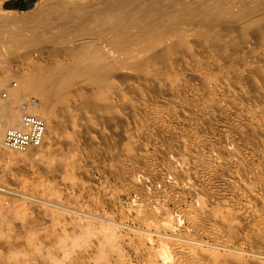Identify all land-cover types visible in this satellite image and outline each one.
<instances>
[{"label":"rangeland","instance_id":"rangeland-1","mask_svg":"<svg viewBox=\"0 0 264 264\" xmlns=\"http://www.w3.org/2000/svg\"><path fill=\"white\" fill-rule=\"evenodd\" d=\"M96 1L0 2L44 35L0 32L3 134L9 100L13 121L43 102L15 95L25 77L85 64L71 48L93 41L116 64L105 81L69 72L41 145L0 135V264H264V0Z\"/></svg>","mask_w":264,"mask_h":264},{"label":"bare ground","instance_id":"bare-ground-1","mask_svg":"<svg viewBox=\"0 0 264 264\" xmlns=\"http://www.w3.org/2000/svg\"><path fill=\"white\" fill-rule=\"evenodd\" d=\"M98 1V0H97ZM96 1V2H97ZM106 1V0H105ZM108 1V0H107ZM112 1V0H111ZM119 1V0H118ZM126 1V0H125ZM128 1V0H127ZM130 1V0H129ZM133 1V0H132ZM136 1V0H135ZM138 1V0H137ZM141 1V0H140ZM140 1H138V3L140 2ZM153 1V0H152ZM164 1V0H163ZM197 1V0H196ZM84 2V1H83ZM82 1L81 2H79V3H83ZM88 2V1H87ZM87 2H85L86 4H87ZM145 2H147V1H145ZM145 2H144V4H145ZM154 2V1H153ZM167 2V1H166ZM175 2H176V0H175ZM174 2V4H176ZM185 2H186V0H185ZM188 2V1H187ZM190 2V1H189ZM195 2V1H194ZM200 2V1H199ZM72 3V2H71ZM94 3V2H93ZM97 3H99V2H97ZM101 3V2H100ZM112 3V2H111ZM110 3V4H111ZM116 3V2H115ZM124 3H126V2H124ZM123 3V4H124ZM128 3V2H127ZM131 3H133V2H130L129 4H131ZM141 3V5H143L142 3L143 2H140ZM155 4H153L154 5V8H155V6H157V4L156 3H158V2H154ZM183 3V2H182ZM182 3H178V1H177V4H179L180 6L181 5H183ZM193 2H191V4H192ZM196 3V2H195ZM56 4V3H55ZM67 4V3H66ZM109 4V3H108ZM114 3H112V5H113ZM117 5H119L118 3H116ZM115 4V5H116ZM128 4V5H129ZM160 4V3H159ZM166 3L164 2V5H165ZM188 4V3H187ZM42 5V4H41ZM81 5H83V4H81ZM114 5V7L113 8H115V10H119V9H117L116 8V6ZM134 6H136L137 4H136V2L133 4ZM133 5H131V6H133ZM163 5V4H162ZM186 5V4H185ZM195 5V4H194ZM51 6V5H50ZM77 6H79V5H77ZM85 6V5H84ZM106 6V5H105ZM122 6V5H121ZM130 6V5H129ZM130 6V8H132ZM133 6V7H134ZM137 6H139V4L137 5ZM146 6V5H145ZM152 6V5H151ZM83 6H81V8H82ZM86 7H87V5H86ZM85 7V8H86ZM89 7V6H88ZM96 7V11L98 10V9H100V7H98L97 8V6H95ZM95 7H93V10L92 11H90L91 9H92V7H91V9L89 10L88 8V10L92 13H94V12H96L95 10H94V8ZM104 6H102V9H106V8H103ZM141 7L142 6H140V7H138V10H139V8H140V11H141ZM68 8V7H67ZM81 8H76L78 11H80V10H82ZM85 8H83V9H85ZM108 8H111V6H109L108 5ZM107 8V9H108ZM118 8H120V7H118ZM125 8H126V6H125ZM152 8H153V6H152ZM151 8V10H153V11H155L154 9H152ZM44 8H39V11H37L36 12V14H38L39 13V19L41 18V20H40V22L43 24V23H46L47 21H49V19L52 17V15L54 14L52 11L50 12V13H48L47 11L45 12V10H43ZM49 9V8H48ZM72 9H73V7H72ZM80 9V10H79ZM87 9H85V10H87ZM106 9V10H107ZM112 9V8H111ZM123 9V8H122ZM121 9V10H122ZM127 9V8H126ZM126 9H123V10H126ZM129 9V8H128ZM134 9H136V7L135 8H132V10H134ZM190 9V8H189ZM60 10V13H61V10H63L64 11V8L62 7V8H60L59 9ZM67 10V9H66ZM87 10V11H88ZM131 10V9H130ZM146 10V9H145ZM145 10H143V8H142V11L144 12ZM150 10V9H149ZM163 10L164 9H162V12H163ZM188 10V9H187ZM259 10V9H258ZM57 11H58V8H57ZM62 11V13H63V17H65L66 15L64 14L65 13V11L63 12ZM68 11V10H67ZM71 13H76V15L79 13H77V12H75L76 10H75V8L73 9V10H69ZM83 11V10H82ZM87 11H84L83 13L85 14ZM99 11V13H100V10H98ZM97 11V12H98ZM110 9L108 10V12H109V15L111 14L110 13ZM126 11H128V10H126ZM126 11H123V13H121L120 12V15H123V14H126ZM136 11H137V9H136ZM147 11V10H146ZM165 11H167V10H165ZM171 11V10H170ZM195 11V10H194ZM81 12V11H80ZM89 12V14H91ZM101 12H104V11H101ZM113 12H114V10H113ZM130 12V11H129ZM151 12V11H150ZM149 12V13H150ZM156 12V11H155ZM168 12V11H167ZM166 12V13H167ZM173 12V11H172ZM186 12V11H185ZM219 12V11H218ZM259 12V11H258ZM261 12H263V11H261ZM14 13V12H13ZM15 13H17V12H15ZM19 13V12H18ZM53 13V14H52ZM71 13L70 14H68V13H66L67 15H70L71 16ZM88 13V12H87ZM105 13H107V12H105ZM118 13V15H119V11L117 12ZM132 13V12H131ZM137 13V12H136ZM152 13H154V12H152ZM168 13H170V12H168ZM167 13V14H168ZM177 13V12H176ZM198 13V12H197ZM211 13V12H210ZM73 14H72V16H73ZM102 14V16H103V13H100V15ZM108 14V13H107ZM112 14H114V13H112ZM111 14V15H112ZM128 14V13H127ZM126 14V15H127ZM166 14V15H167ZM171 14H173V13H171ZM170 14V15H171ZM179 14V13H178ZM13 15V14H12ZM25 15V14H24ZM58 15V14H57ZM65 15V16H64ZM75 15V14H74ZM79 15V14H78ZM78 15H77V17H78ZM81 18H83L84 16H82L83 14H82V12H81ZM79 15V16H80ZM95 15V13L93 14V16ZM97 15H99L98 13H97ZM117 15V16H118ZM132 15H133V13H132ZM135 15V14H134ZM169 15V16H170ZM175 15V14H174ZM177 15V14H176ZM223 15V14H222ZM245 15V14H244ZM250 15H251V13H250ZM34 16H36V17H38V15H35V14H32V16H27V17H24V18H21V17H18V16H11V15H4V16H0V32L1 33H4V32H9V34L10 35H13L15 38H13V37H11V38H8L9 39V42L10 43H12L13 42V40L15 39V41H21V42H27L26 41V39H28V38H31V39H33L34 41L35 40H37V41H39L38 39H43V36L38 32V31H36L35 30V28H33V27H31L29 24H27L28 22H30V19H31V17H34ZM70 16H69V18H70ZM92 17V15H89V17ZM102 16H100V17H102ZM104 16H106V14L104 15ZM103 16V17H104ZM115 16V15H114ZM128 16H129V14H128ZM131 16V15H130ZM168 16V15H167ZM171 16H173V15H171ZM246 16H248V14L246 15ZM67 18H68V16H66ZM75 17V16H74ZM88 17V16H87ZM95 17V16H94ZM111 17V16H110ZM109 17V18H110ZM120 17V18H119ZM123 18H124V16H122ZM156 17V16H155ZM62 18V17H61ZM80 18V17H79ZM106 18L109 20V18L106 16ZM106 18H104L105 19V23H104V19L102 20L103 22H102V24H105L106 26H107V24H106ZM114 19V17H111V19ZM121 19V16H118L117 17V19ZM163 18V17H162ZM174 18V17H173ZM201 18V17H200ZM234 18V17H233ZM60 19V18H59ZM85 19H87V18H85ZM91 19V18H90ZM94 19V18H93ZM97 20H100V19H98V18H96ZM116 19V18H115ZM116 19V20H117ZM118 19V20H119ZM171 19V18H170ZM203 19V18H202ZM79 20V19H78ZM81 21H82V19H80ZM95 20V19H94ZM96 20V21H97ZM115 20V21H116ZM125 20V19H124ZM135 20V19H134ZM212 20V19H211ZM246 20V19H245ZM77 21V20H76ZM76 21H75V23H76ZM81 21L79 22V28L82 26V23H81ZM111 21V20H110ZM114 21V22H115ZM151 21V20H150ZM77 22V23H78ZM83 23L84 22H87L86 20L85 21H82ZM118 22V21H117ZM142 22V21H141ZM196 22V21H195ZM205 22V21H204ZM20 23H25L26 25H20ZM34 23V22H33ZM32 23V24H33ZM74 23V24H75ZM81 23V24H80ZM88 23V22H87ZM90 23V22H89ZM88 23V24H89ZM101 23V22H100ZM111 23V22H110ZM109 23V25H111ZM176 23V22H175ZM31 24V25H32ZM52 24V23H51ZM93 24H94V22H93ZM92 24V25H93ZM120 24H122V22H119V23H117V25H119L120 26ZM143 24H145V22H143ZM151 24V23H150ZM36 25V24H35ZM48 25V24H47ZM68 25V24H67ZM85 25H87V24H85ZM91 25V26H92ZM97 24L95 23V26H96ZM104 25V26H105ZM108 25V26H109ZM114 25H116V23L114 24ZM116 25V26H117ZM149 25V24H148ZM161 25H163V24H161ZM169 25V24H168ZM84 26V25H83ZM90 26V27H91ZM99 26V25H98ZM97 26V27H98ZM130 26H133V25H130ZM85 27V26H84ZM87 27H88V25H87ZM93 27V26H92ZM97 27H95V29L94 30H96V29H98V28H100L101 26H99L98 28ZM137 26L135 25V28H136ZM160 27V26H159ZM82 28V27H81ZM81 28H80V30H81ZM134 28V27H133ZM156 28V27H155ZM158 28V27H157ZM60 29V28H59ZM82 29H84V28H82ZM101 29V28H100ZM99 29V30H100ZM63 30H65V29H63ZM93 30V29H92ZM26 31H30V32H32L31 33V35L29 34H26L27 32ZM82 31V30H81ZM89 31L90 30H88V29H84V31H83V33H80L82 36L83 35H88L89 34ZM97 31V30H96ZM113 31V30H112ZM116 32V31H115ZM132 32V31H131ZM59 33V32H58ZM109 33V32H108ZM52 34H56V32H54L53 31V33ZM51 34V35H52ZM112 34V33H111ZM152 34H154V33H152ZM46 35V34H45ZM150 35V34H149ZM79 36V35H78ZM93 36V35H92ZM92 36H90V37H92ZM136 36H137V34H136ZM47 37V36H46ZM76 38H78L77 36H75ZM80 37V36H79ZM89 37V38H90ZM97 37V36H96ZM134 38V37H133ZM47 39H50V38H47ZM95 39V38H94ZM150 40V39H149ZM12 41V42H11ZM14 41V42H15ZM28 41H29V39H28ZM32 41V40H31ZM36 41V42H37ZM88 41H89V39H88ZM30 42V41H29ZM67 42H68V40H67ZM69 43V42H68ZM98 43V42H97ZM30 44H32V43H30ZM101 44V43H100ZM102 44H103V42H102ZM93 45V41H89V42H81L76 48H71L70 50H80L81 51V53H82V51L84 52V54L83 55H85L86 56V58H85V60H86V62H85V64H80V65H78V66H76V67H74V69H73V67L71 68L70 66H69V68L67 67V66H65V67H63V68H60L58 71H56V70H54V71H43V70H40V69H38L36 72H34L33 74H31V75H29V76H27V77H25L24 78V80H22L21 81V84H20V86L19 87H16L15 88V95H17V96H20L23 92H25V91H36V92H40V94L42 95V98H43V102L42 103H38V104H36V106L35 107H33V110H32V112H35V113H37V114H40V115H43V116H49L50 114H51V112H52V103H53V101L55 100V99H57V98H61L62 99V97L64 96L63 95V89L65 88V86H66V84H67V75L69 74V72H71V70L72 71H78V73H88V74H90V75H98L102 80H106L107 78H108V76H110V75H112L113 74V72H114V70H115V67H116V64L114 63V62H112V61H108V57L106 56V54H105V52H103L102 51V49H101V47H100V49L99 48H96V46L95 47H93L92 46ZM17 46V45H16ZM100 46V45H99ZM119 47V46H118ZM78 48V49H77ZM116 49V48H115ZM119 49V48H118ZM70 50H69V53H70ZM75 50V51H76ZM74 52V51H73ZM73 52H71V53H73ZM74 54V53H73ZM72 54V55H73ZM90 54V55H89ZM79 56H81V54H78ZM135 55V54H134ZM81 57H83V56H81ZM85 60H83L82 61V63L85 61ZM143 65H145V64H147L148 63V61L147 60H145V61H142L141 62ZM69 69H70V71H69ZM5 79V78H4ZM15 86H13V88H14ZM17 93H19V95L17 94ZM17 98V97H16ZM10 99V98H9ZM18 99V98H17ZM34 108H36V110H34ZM14 109H15V100H13V99H11V100H9L6 104H5V111L7 112V118L9 119V122H6V123H8L9 124V126L8 127H10V126H15V125H17L19 122H20V119H16V120H14L13 121V119L15 118V114H16V112L14 111ZM5 112V113H6ZM20 117H21V112H20ZM5 120V119H4ZM7 127V128H8ZM6 128V129H7ZM5 132V131H4ZM3 134V131H1V129H0V135H2ZM4 135V134H3ZM45 140V139H44ZM44 142V141H43ZM1 143H2V139H1ZM3 145V144H2ZM31 148V147H30ZM12 149H14V148H12Z\"/></svg>","mask_w":264,"mask_h":264},{"label":"built area","instance_id":"built-area-1","mask_svg":"<svg viewBox=\"0 0 264 264\" xmlns=\"http://www.w3.org/2000/svg\"><path fill=\"white\" fill-rule=\"evenodd\" d=\"M0 95L3 98L8 97L9 90L0 88ZM36 104H38V100L35 97L29 98L22 103L20 107V122L15 126L8 127L4 132L2 137L4 147L28 149L43 143L46 137L48 123L45 117L32 112Z\"/></svg>","mask_w":264,"mask_h":264},{"label":"crops","instance_id":"crops-1","mask_svg":"<svg viewBox=\"0 0 264 264\" xmlns=\"http://www.w3.org/2000/svg\"><path fill=\"white\" fill-rule=\"evenodd\" d=\"M39 0H0L2 6L9 10L24 11L33 8Z\"/></svg>","mask_w":264,"mask_h":264}]
</instances>
